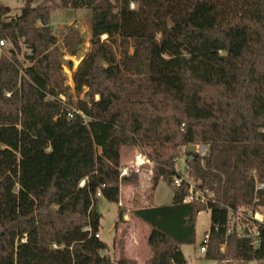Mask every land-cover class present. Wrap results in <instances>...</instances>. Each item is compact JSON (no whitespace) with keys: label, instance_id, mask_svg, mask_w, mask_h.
I'll return each mask as SVG.
<instances>
[{"label":"trees","instance_id":"1","mask_svg":"<svg viewBox=\"0 0 264 264\" xmlns=\"http://www.w3.org/2000/svg\"><path fill=\"white\" fill-rule=\"evenodd\" d=\"M22 2L11 17L0 1V264H138L122 239L113 260L96 237L98 191L118 205L121 185L138 183L136 172L121 177L124 146L153 165L150 198L161 181L173 189L171 204L133 212L151 228L145 264H187L181 247L195 243L206 210L207 260L264 264V225L255 245L253 226L239 230L229 215L264 209V0ZM57 10L91 13L75 107L63 57L84 40L69 27L59 45ZM188 145L208 147L204 158L185 154L207 204L186 203L188 186H173L175 154Z\"/></svg>","mask_w":264,"mask_h":264},{"label":"rangeland","instance_id":"2","mask_svg":"<svg viewBox=\"0 0 264 264\" xmlns=\"http://www.w3.org/2000/svg\"><path fill=\"white\" fill-rule=\"evenodd\" d=\"M4 5L10 7L11 9V17L18 16L20 14V10L22 7V0H0ZM37 3L42 2L43 0H35ZM89 10H79V11H70L66 16L61 15V10H57L51 16L50 26L52 28L53 33L56 35L59 41V45L62 46V37L65 33L66 29L69 27L74 28L77 30L84 42L83 45L76 56H69L65 55L63 57L64 64L62 66V73L66 78L65 85L71 89L72 94V104L73 107L77 104L78 100L84 99V93L78 95L75 92V85L73 81V76L81 66L83 60L87 57V55L92 50L91 44V29L88 24V17L90 16ZM106 36L102 38L104 40ZM7 44L5 47L7 48ZM20 60L23 62L25 66L28 64L24 61L23 56L20 57ZM69 62L72 63V66L69 67ZM64 102L67 99L63 96ZM98 97H96V100ZM186 147V146H185ZM185 147L179 149L176 157V165L175 168L177 170L182 171L184 167V161H186V156L184 153ZM125 148V149H124ZM122 148L124 158L122 161L128 162L132 155L130 151L138 153L139 155L144 156V152L139 150L133 146H127ZM128 148V149H127ZM130 148V149H129ZM176 155V154H175ZM150 163V162H149ZM151 164V163H150ZM152 169L153 165L151 164ZM123 167L121 166V174L123 172ZM136 168L131 169V173H135ZM148 173V172H144ZM150 175V172L148 173ZM145 178V177H144ZM190 180L195 183L194 180L190 177ZM150 187V185H149ZM151 189H147L144 187H140L136 191L135 200L133 205H120L118 206L114 203H110L105 199H98L97 201V210L101 214V221H100V239L102 242L108 245V254L113 260H117L120 257V249L114 246V238L122 239L123 246H124V256L127 259L134 260L138 264H145L151 257V251L148 249L147 244V235L149 233L148 229L150 227L145 225L144 223L138 221L133 212L140 208L144 207L142 205L145 204L144 200L146 198H150L151 196ZM207 195L209 196V191H206ZM146 197V198H145ZM173 197V189L169 186L166 182L161 181L157 188L153 192V205L156 206H163L168 205L171 203ZM121 209L123 212V217L121 220L118 221V210ZM250 211L249 209H245ZM264 217V209L257 211ZM234 224H236L239 230H244L249 226H253L250 222L249 224L244 220H233ZM148 227V229H147ZM211 228V212L210 210H206L201 212L197 217L196 223V236H195V243L193 245H183L181 247L182 254L184 255L187 264H216L214 261L207 260L205 258V254L200 251L202 246L204 245L205 235L210 231ZM127 250V251H126ZM224 250V247H222ZM248 264H258V262L253 261Z\"/></svg>","mask_w":264,"mask_h":264},{"label":"built area","instance_id":"3","mask_svg":"<svg viewBox=\"0 0 264 264\" xmlns=\"http://www.w3.org/2000/svg\"><path fill=\"white\" fill-rule=\"evenodd\" d=\"M131 8H134V4H131ZM5 45V43L3 41L0 42V47H3ZM63 100V98H61ZM64 101V100H63ZM77 112L79 114H81V112L73 110L72 112H69L68 116L70 118L73 117V114ZM197 148V154L201 157L204 158L208 155V147L205 145H195ZM178 176L174 178L173 180V186L174 187H181L183 184H186L188 186V193L187 196L185 198V202L186 203H192V202H197L200 204H207L208 201L212 198V195L209 194V196L207 195L206 191H202L201 189L198 188L197 184L194 183L190 180V174H189V168L187 165V161H184V167L183 170H177ZM127 174V170H123L121 177L125 176ZM84 183H82L83 185ZM258 187L260 189L264 188L263 184L258 185ZM103 198L102 193L100 191H98L97 195H96V199H100ZM230 217L232 218V220L230 222H232L234 220V216L233 213L230 211L229 213ZM238 219L242 218L245 221L250 222L253 225V228L249 230V233L251 234L252 237H254L255 239V245L258 244V240H257V225H264V217L258 213V212H252V211H247L243 208H240L236 211V214ZM87 231H90V228H86ZM231 232V228L228 229L227 233L229 234ZM97 238H100L99 234H96ZM210 239V234L209 232L205 235V239H204V245L202 246V248L200 249V251L204 254H206L207 252V245Z\"/></svg>","mask_w":264,"mask_h":264},{"label":"crops","instance_id":"4","mask_svg":"<svg viewBox=\"0 0 264 264\" xmlns=\"http://www.w3.org/2000/svg\"><path fill=\"white\" fill-rule=\"evenodd\" d=\"M70 11L71 10L61 11V15L62 16H66ZM124 147H127V146H124ZM124 147H122V148H124ZM122 148H121V166L123 167L124 170H127V174L124 177L128 176V174L130 173L131 169L136 168L135 172L138 175V183L136 185H133V184H122L121 185L119 203H120V205L125 204V205H131L132 206L133 202L135 200L136 191L140 187L141 188L144 187V188H147V189H149L151 187V185H150V175L148 174L149 172L151 173V171L141 170L140 169V167L143 164L149 163V161H148L146 156L139 155L138 153L133 152L132 150H127L128 152L130 151V153L132 155V158H130L128 162H126V161L123 162L122 159L124 158V155H123ZM144 172H148V173H144ZM149 185H150V187H149ZM146 199L147 200H144L145 204L142 205L144 207H140V208H147V207H150V206H156V205H153V203H152L153 202V196L151 198H146ZM172 200H173V197H172ZM171 203H172V201H171ZM140 208H138V209H140ZM137 220L140 221L139 219H137ZM140 222H142V221H140ZM145 225H147V224H145ZM147 229H148V227H147ZM148 231H149V233H148L147 237H149V235H150L151 228H150V230L148 229ZM99 235H100V231H99ZM148 249H149V247H148Z\"/></svg>","mask_w":264,"mask_h":264},{"label":"water","instance_id":"5","mask_svg":"<svg viewBox=\"0 0 264 264\" xmlns=\"http://www.w3.org/2000/svg\"><path fill=\"white\" fill-rule=\"evenodd\" d=\"M197 152V148L195 145H188L185 147L184 149V153L185 154H188V153H196ZM179 155V153L177 152L176 153V156ZM141 170H147V171H152V166L150 163H146V164H143L141 167H140Z\"/></svg>","mask_w":264,"mask_h":264}]
</instances>
